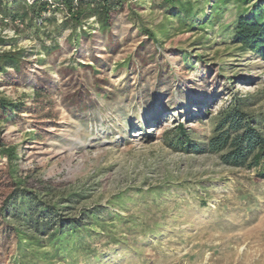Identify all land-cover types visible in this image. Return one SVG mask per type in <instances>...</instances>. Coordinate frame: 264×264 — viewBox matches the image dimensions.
Masks as SVG:
<instances>
[{
  "label": "rangeland",
  "instance_id": "374dc122",
  "mask_svg": "<svg viewBox=\"0 0 264 264\" xmlns=\"http://www.w3.org/2000/svg\"><path fill=\"white\" fill-rule=\"evenodd\" d=\"M17 1L15 11L19 15L28 11L29 15L18 16L24 27L10 41L16 49L27 50L33 62L32 82L40 69L57 76L61 67L88 61L91 52L105 49L108 37L99 31L95 17H91L95 22L90 18L84 23L92 28V37L71 51L64 44L71 27L61 25L68 16L63 6L51 0L52 5L42 12L43 19L31 20L29 5L34 0ZM128 1L133 11L118 21L114 34L118 40L129 34L132 40L114 55L113 67L134 52L142 26L153 29L165 23L163 9L150 0ZM210 4L205 7L208 14ZM236 16L237 7L231 2L219 22L231 23ZM219 22L188 31L173 20V25L166 24L165 33L156 29L161 60L175 76L165 85L158 87L152 76L148 83L119 92L111 100L97 96L98 106L79 118L62 110L61 127L51 129L46 140L34 142L27 135L29 125L0 124V137L8 145H17L14 162L19 174L60 183L64 192L58 194H88L75 205L76 211L81 206L106 205L120 192L131 196L121 211L129 222H117L125 243L108 242L101 233L92 240L98 257L77 254L75 264H264V179L257 178L253 169L222 166L216 154L171 148L166 140V134H174L180 123L192 129L194 139L208 136L210 112L227 104L235 93L264 89V56L249 51L240 54L226 47L232 41ZM56 41L62 50L44 54L43 43L49 46ZM186 52L191 58L187 65L179 55ZM204 65L223 68L219 85L206 84ZM110 76L118 88L126 72L110 71ZM3 79L0 74V97L31 100L32 82L14 87L2 85ZM161 88L172 89L175 100H170V94L163 95ZM160 95L161 103L157 101ZM157 186L162 189L144 196L139 193ZM1 252L0 264H8L4 261L7 250Z\"/></svg>",
  "mask_w": 264,
  "mask_h": 264
},
{
  "label": "trees",
  "instance_id": "16d2710c",
  "mask_svg": "<svg viewBox=\"0 0 264 264\" xmlns=\"http://www.w3.org/2000/svg\"><path fill=\"white\" fill-rule=\"evenodd\" d=\"M50 1L34 0L29 5L32 10L31 20L43 19L42 12L52 5ZM52 1L68 12L61 24L63 27H71V33L64 42L68 50L77 49L84 40L92 37V28H84V23L91 17H95L99 31L107 35L108 42L101 52H91L88 61L61 67L57 76L40 69L35 74V83L30 74L33 62L28 59L26 49L0 51V74L4 78L2 85L17 87L29 82L34 84L30 101L0 97V124L29 125L31 131L27 135H31L34 142L46 140L50 137L51 129L61 127L62 110L79 118L98 106L97 96L111 100L119 92H127L129 88L148 83L152 76L158 87L169 83L175 76L170 73L171 69L166 62L161 60V38L156 29L165 33L166 24L173 25V20L179 22L180 29L204 30L219 22L225 7L234 2L237 7L236 19L227 24L219 22L221 29L226 30L232 41L226 47L240 54L249 51L264 56V0H214L212 4L210 0H150L152 5L163 9L165 23L153 29L142 26L134 52L122 62H116L114 67V55L132 40L129 34L122 40L115 39L114 34L118 21L128 18V13L133 11L128 7L130 2ZM18 3L17 0H0V10L4 16L13 19L29 15L28 11L22 12V15H19L18 10L15 11ZM209 4L210 14L205 9ZM6 43L13 44L0 37V46ZM42 50L50 56L62 50V46L57 41L49 46L43 43ZM179 55L184 64L191 62L188 52ZM197 58L205 63L201 60L202 55L198 54ZM204 68L206 84L219 85L218 77L222 76L220 72L224 71L223 68L214 70L211 65H204ZM110 71L114 74L126 72L124 83L118 88H114ZM132 78L133 82L130 81ZM170 90L161 88L160 92L163 95L170 94V100H175L174 91ZM176 90L180 91L179 87L176 86ZM162 99L160 95L157 101L161 103ZM263 101L264 89L246 94L235 93L227 104L214 113L210 112L208 119L211 130L208 136L194 139L191 136L192 129L180 123L172 130L174 134H166L168 145L185 151L216 154L222 166L253 169L257 178L264 179ZM17 157V145H8L6 138L0 137V159H4L0 165V255L1 250H7L4 261H8V264H75L77 254L86 257L93 254L97 258L98 250L92 245V240L101 233L107 236L108 242L125 243V236L117 222H129L121 211L126 209L125 199H131L130 195L120 192L106 205L96 203L81 206L76 211L75 205L88 198L85 191L58 194L64 192L60 183L52 179L35 178L29 173L25 176L19 174L18 164L14 162ZM160 189L162 186L152 187L145 192L139 190V193L144 196Z\"/></svg>",
  "mask_w": 264,
  "mask_h": 264
},
{
  "label": "built area",
  "instance_id": "2783aa9c",
  "mask_svg": "<svg viewBox=\"0 0 264 264\" xmlns=\"http://www.w3.org/2000/svg\"><path fill=\"white\" fill-rule=\"evenodd\" d=\"M94 18H91L90 21L93 22ZM24 27V23L20 18H11L8 16H4L0 13V37L10 40L17 37L18 29ZM84 28H87L84 26ZM16 46L12 43H6L0 46V51L6 50H15Z\"/></svg>",
  "mask_w": 264,
  "mask_h": 264
}]
</instances>
